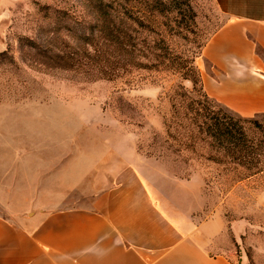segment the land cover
Instances as JSON below:
<instances>
[{"label":"rangeland","instance_id":"1","mask_svg":"<svg viewBox=\"0 0 264 264\" xmlns=\"http://www.w3.org/2000/svg\"><path fill=\"white\" fill-rule=\"evenodd\" d=\"M224 22L213 0H0V211L90 204L97 172L123 162L162 194L183 191L200 219L221 217L235 264H264V172L193 126L202 106L230 111L206 103L199 71ZM108 25L158 68L90 78L118 68L86 52L100 39L106 51ZM248 120L264 165V116Z\"/></svg>","mask_w":264,"mask_h":264},{"label":"crops","instance_id":"2","mask_svg":"<svg viewBox=\"0 0 264 264\" xmlns=\"http://www.w3.org/2000/svg\"><path fill=\"white\" fill-rule=\"evenodd\" d=\"M224 24L202 51L209 99L244 119L264 116V0H213ZM87 205L0 211V264H235L226 224L162 194L130 164L111 161ZM170 197V198H169Z\"/></svg>","mask_w":264,"mask_h":264},{"label":"trees","instance_id":"3","mask_svg":"<svg viewBox=\"0 0 264 264\" xmlns=\"http://www.w3.org/2000/svg\"><path fill=\"white\" fill-rule=\"evenodd\" d=\"M104 32L110 36L109 39H105L103 47L106 48L104 53H99L98 46L100 41L96 45L94 42L87 44L88 57L94 59H104L108 62H114L118 68H114V72H108L106 66L104 67H90L88 74L93 80H113L120 78L121 76L131 73V71H154L158 68L161 57L152 58L147 55H136L132 50L135 46L132 44V39L129 36H125L118 32V29L114 25H108L105 27ZM125 36V37H124ZM104 40V39H103ZM70 60L75 61L70 57ZM148 60V61H147ZM203 89V88H202ZM204 92V91H203ZM205 94V93H204ZM206 103H211V99L204 95ZM216 103V102H215ZM200 106L201 103H199ZM204 112V114H202ZM234 114V113H233ZM196 119L193 126L198 129L199 133L206 134L214 141L211 145L214 148H221L225 145V149L234 158V161H238L240 165L252 175H257L264 172V165H261V148L256 138H252L251 130L247 129L245 125H251L252 122L248 119L237 116H232L229 111H213L209 105L202 106L200 110L195 111ZM199 117V118H198ZM203 120V122H200Z\"/></svg>","mask_w":264,"mask_h":264}]
</instances>
